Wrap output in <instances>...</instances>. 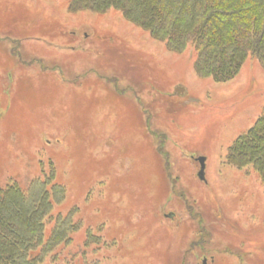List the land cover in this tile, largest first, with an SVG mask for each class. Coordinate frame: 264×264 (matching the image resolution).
I'll return each mask as SVG.
<instances>
[{
  "label": "rangeland",
  "instance_id": "374dc122",
  "mask_svg": "<svg viewBox=\"0 0 264 264\" xmlns=\"http://www.w3.org/2000/svg\"><path fill=\"white\" fill-rule=\"evenodd\" d=\"M195 56L115 9L0 0V185L54 175L53 214L80 225L40 264H264L263 183L226 159L263 112L264 67L217 82Z\"/></svg>",
  "mask_w": 264,
  "mask_h": 264
},
{
  "label": "trees",
  "instance_id": "16d2710c",
  "mask_svg": "<svg viewBox=\"0 0 264 264\" xmlns=\"http://www.w3.org/2000/svg\"><path fill=\"white\" fill-rule=\"evenodd\" d=\"M71 12L120 11L174 52L190 45L194 68L217 82L234 78L248 58L264 67V0H67ZM227 161L254 169L264 186V109L247 132L230 146ZM36 177L26 187L0 185V264H40L72 242L80 225L70 214H53L64 198L62 186ZM55 221L50 236L46 225Z\"/></svg>",
  "mask_w": 264,
  "mask_h": 264
},
{
  "label": "water",
  "instance_id": "95a60500",
  "mask_svg": "<svg viewBox=\"0 0 264 264\" xmlns=\"http://www.w3.org/2000/svg\"><path fill=\"white\" fill-rule=\"evenodd\" d=\"M176 92L179 93V94H180V93H183V92H184L183 87H178V88L176 89ZM197 160H198L199 163H200V170H199V172H198V175H199V177H200L202 180H205L206 157H205V156H200V157L197 158ZM203 262H204L203 264H207V260H206V259H204Z\"/></svg>",
  "mask_w": 264,
  "mask_h": 264
}]
</instances>
